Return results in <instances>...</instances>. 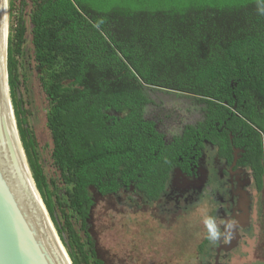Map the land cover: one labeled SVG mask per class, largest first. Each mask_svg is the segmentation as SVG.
Listing matches in <instances>:
<instances>
[{
    "label": "trees",
    "instance_id": "obj_1",
    "mask_svg": "<svg viewBox=\"0 0 264 264\" xmlns=\"http://www.w3.org/2000/svg\"><path fill=\"white\" fill-rule=\"evenodd\" d=\"M262 9L264 0H8L19 139L72 264H105L91 233L96 203L116 202L132 184L145 203L158 201L173 159L196 134L217 136L228 159L231 142L243 146L264 205ZM27 31L29 70L47 102L51 172L39 159L27 73L19 71ZM157 92L192 99L203 113L170 143L144 116Z\"/></svg>",
    "mask_w": 264,
    "mask_h": 264
},
{
    "label": "rangeland",
    "instance_id": "obj_2",
    "mask_svg": "<svg viewBox=\"0 0 264 264\" xmlns=\"http://www.w3.org/2000/svg\"><path fill=\"white\" fill-rule=\"evenodd\" d=\"M31 46L30 33L27 31L22 45L23 55L19 57L21 64L19 71L27 73L31 101L26 108H29L28 119L33 124L34 134L37 136L39 159L44 168L51 172L50 133L44 125L47 102L36 87V79L29 70L32 66L29 55ZM154 98L161 99L164 104L156 111L151 108L150 113L171 109L177 115L189 114L181 120L184 124L195 122L203 115L192 99L179 97L172 99L162 92H157ZM189 108L194 112L189 113ZM184 124H178L177 128H182ZM174 131L175 134L181 132L178 129ZM116 202L109 197L102 198L96 203L92 213L91 233L99 247L97 253L105 264H199L202 263L199 258V245L205 237H209L210 242L205 247L206 255H209L210 248L214 245V237L218 236L217 231L209 226V222L207 223L208 212L204 211L205 208L165 211L161 210L159 205L154 208L153 205L142 204L138 208L126 210L120 199L117 198ZM194 213L199 217H192ZM257 234L261 241L260 250L257 251L256 248L250 257H254L258 252L264 256L263 224ZM255 244L256 242L252 241L243 248L250 249L249 247ZM235 247L236 245L231 250ZM231 253L235 256L230 257L227 264H246V260H239L246 251L239 248ZM208 258L211 260V257ZM254 260L255 258L247 260V264H263Z\"/></svg>",
    "mask_w": 264,
    "mask_h": 264
},
{
    "label": "flooded vegetation",
    "instance_id": "obj_3",
    "mask_svg": "<svg viewBox=\"0 0 264 264\" xmlns=\"http://www.w3.org/2000/svg\"><path fill=\"white\" fill-rule=\"evenodd\" d=\"M155 103L157 106L150 107L149 112H145L144 116L154 123L153 126L167 143L172 142L175 137L181 136L188 125H194L198 121L184 124L181 120L189 114L177 115L171 109L158 110L154 113L164 104L161 99H156ZM151 108L155 110L152 113H150ZM188 111L189 113L190 111L194 112L191 108ZM178 124H184V126L179 129L177 128ZM223 125L219 128V132L224 128ZM177 129L181 132L175 134L174 130ZM225 131L228 132V129ZM229 135L232 139L231 133ZM193 139L194 142L190 145V149L188 151L179 150L176 158L173 159L169 175L166 176L163 185L165 188L160 193L158 201L148 202L147 205H153L154 208L159 205L158 207L165 211L205 208L204 211L208 212V216L214 218L219 225L220 235L217 241H222L220 244L217 242L211 246L210 255L201 254L199 256L200 262L203 264H212L217 253L216 249L223 248L224 244L231 239L238 241L236 247L226 253L221 249L217 257V264H227L223 260L227 259L229 255L232 257L231 252L239 248L246 251L243 258L239 260H246L247 264V260L255 258V262L264 264V256L260 252L254 257H250L256 248L257 251L260 250L261 241L257 233L260 232L262 224L264 225V205L261 199L262 191L258 190L254 173L250 167L242 163L245 161V149L242 145L236 146L230 141L231 158L228 159L227 156L220 154L226 147L224 148V144L221 146L217 136L210 140L206 135L202 137L196 134ZM171 151L165 150L164 157L166 158V153ZM176 170H179L178 174L174 173ZM201 179L204 180L201 182ZM121 193L120 200L123 204H128L141 197L133 184L128 190L123 189ZM226 222L228 225L225 228L234 230L232 234L229 232V234L223 235ZM252 241L256 242L254 246L249 247L250 249L243 248L245 244ZM208 257H211L212 262Z\"/></svg>",
    "mask_w": 264,
    "mask_h": 264
},
{
    "label": "water",
    "instance_id": "obj_4",
    "mask_svg": "<svg viewBox=\"0 0 264 264\" xmlns=\"http://www.w3.org/2000/svg\"><path fill=\"white\" fill-rule=\"evenodd\" d=\"M7 39L8 0H0V264H72L19 139L9 95Z\"/></svg>",
    "mask_w": 264,
    "mask_h": 264
},
{
    "label": "clouds",
    "instance_id": "obj_5",
    "mask_svg": "<svg viewBox=\"0 0 264 264\" xmlns=\"http://www.w3.org/2000/svg\"><path fill=\"white\" fill-rule=\"evenodd\" d=\"M261 11H264V9H262ZM174 173H176V174H178L179 173V170H176V171H174ZM203 180V179H202ZM139 201L140 202H142V204H145V205H147L148 204V202L147 203H145V201L142 199V197H139L138 199H136V200H134V201H132L133 203L132 204H130L129 206H131V207H135V208H138V207H136L137 205H138V203H139ZM209 222V226L210 227H212L214 230H216L217 231V233L216 234H218V236H215L214 237V240H213V243L214 244H216L218 241V238H219V235H220V228H219V225L216 223V221L214 220V218H210L209 216H208V218H207V223ZM227 225H228V223L226 222V224H225V226H224V235H226L227 233L229 234V232H231L230 234H232V232H234V230H232V229H226L225 227H227ZM217 228V229H216ZM231 236V235H230ZM204 240L205 241H208V242H210V238L209 237H205L204 238ZM203 240V241H204ZM222 241V240H221ZM221 241H219L218 242V244H220V242ZM238 243V241L236 242L235 241V244L232 246V247H234L236 244ZM231 244H233V243H230V241H228L227 243H225L224 244V247H225V249H223V248H221L225 253L226 252H229L230 250H231V248L229 247ZM221 249L219 248V249H216V256L214 257V262H215V260H218V256H219V252L221 251ZM206 253V251H204V254ZM211 253V252H210ZM203 254V255H204ZM201 254H199V256H200ZM210 255V254H209ZM230 256L231 255H229V257L227 258V259H225L226 260V262H228V260H229V258H230ZM232 256H235V254H233ZM212 260V259H211ZM210 260V261H211ZM217 263H218V261H217ZM212 264H214V263H212Z\"/></svg>",
    "mask_w": 264,
    "mask_h": 264
}]
</instances>
